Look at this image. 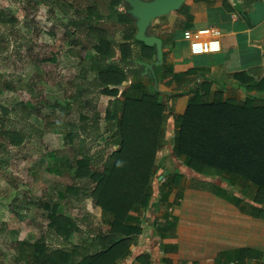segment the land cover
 I'll return each mask as SVG.
<instances>
[{
    "label": "rangeland",
    "instance_id": "rangeland-1",
    "mask_svg": "<svg viewBox=\"0 0 264 264\" xmlns=\"http://www.w3.org/2000/svg\"><path fill=\"white\" fill-rule=\"evenodd\" d=\"M108 2L0 0V125L4 124V132L15 128L24 134L18 144H15L17 140L12 142L0 134V264H26L34 242H43L49 250H58L70 244L86 243L99 233L109 234V228L101 221L100 207L94 204L92 196H84L75 189L70 191V187L83 184L74 180L82 177H78L81 171L75 160L79 156L73 158L79 142L76 137L70 139L61 133V129L70 131V121L74 122L75 132L80 138H86L83 150L87 156H84L90 159L94 154L107 155L117 149V146L105 148L103 140L106 109L113 97L100 92L104 86L95 80V72L80 77L82 60L97 59L101 55L88 44L87 28L80 32L73 25L75 21H83L78 18L79 13L88 14L101 22L107 36L121 41L120 21L127 18L135 21L123 0H116L112 10L104 14L103 5ZM88 6L94 7H89L91 10L86 14L82 9ZM90 32L102 38L105 35L95 28ZM131 49L141 51V47L134 44ZM115 57H118L117 50ZM142 77L153 88L154 82L146 78L149 76ZM121 87L109 86L117 90ZM168 113L166 107L167 118ZM82 123L87 133L80 129ZM91 132H95L94 135ZM170 136L172 145L174 133ZM159 152L157 160L168 157L163 158ZM184 167L183 171L188 174L190 169ZM172 168L161 166V171H156L150 179L147 206L129 212L128 224L137 225L140 233L134 252L118 264L125 261L124 264H139L141 260L136 258L147 253L155 220L161 221L170 215L167 197L178 189L172 184L171 175H179ZM215 185L220 193L234 196L241 183H235L231 191L221 182ZM251 195H254L253 188ZM248 200L242 199V208H250ZM52 214L60 221L69 220L66 223L69 227L70 220L74 223L75 229L68 238L63 239L62 234L50 227Z\"/></svg>",
    "mask_w": 264,
    "mask_h": 264
},
{
    "label": "trees",
    "instance_id": "trees-1",
    "mask_svg": "<svg viewBox=\"0 0 264 264\" xmlns=\"http://www.w3.org/2000/svg\"><path fill=\"white\" fill-rule=\"evenodd\" d=\"M115 1L109 0L107 5H103L104 14L107 15L112 10ZM244 1L253 3L257 0ZM124 6L129 8L126 3ZM89 7L94 6L82 10L86 13L91 10ZM185 8L183 5L179 10L185 11ZM78 18L83 21H75L73 25L80 32L87 28L88 44L101 55L97 59L82 60L80 77L95 72V80L104 86L100 92L113 97L106 109L103 126L106 137L103 140L105 148L117 146V149L107 155L104 152L94 154V158L91 156L93 159H90L85 157L87 152L83 150L86 138H80L75 132L74 122L70 121V131L61 129V133L70 139L76 137L79 142L77 155L73 158L79 156L75 160L81 171L78 177H82L74 180L83 181V184L82 187H70V191L75 189L78 193L85 194L84 196H92L94 204L100 207L101 221L109 228V234L99 233L86 243L70 244V247L58 250H49L43 242H34L30 245L32 252L26 264H118L129 256L140 233L137 225L128 224L129 212L137 207L147 206L150 179L158 169L156 153L165 145L167 104L159 99L158 92L149 87L145 77L141 76L143 68L133 63L134 60L153 62L154 48L146 47L134 39L136 27L128 18L120 19L122 28L119 42L107 36V29L92 16L79 13ZM91 28L103 31L104 37L89 33ZM132 44L140 46L141 51H133ZM86 46L88 45L84 44ZM116 50L118 57L114 58ZM154 74L157 83L159 79L171 78L177 85L181 77L184 85L192 83L186 75L173 73L164 62L160 67H154ZM233 76L235 79L244 77L243 81L247 80L249 84L248 90L264 92V76L257 82L251 81L244 73ZM146 78L150 83L154 82L152 77ZM100 84L97 85L99 88ZM109 86L122 87L117 90L110 89ZM189 93L191 95L184 114L173 117L175 131L171 152L174 158L180 159L196 174L220 177L229 189H233L235 184L231 182L232 179L240 180L242 188L238 193L242 196L253 188L250 214L264 217L263 99L260 96H247L243 101L237 102L219 98L210 101L197 88L189 89ZM58 126L63 127V124L58 123ZM3 127L4 124H1L0 134L6 135L12 142L17 140L15 144L24 139V134L19 130L9 128L4 132ZM80 129L87 133L84 123L80 124ZM94 133L91 132L92 135ZM171 177L172 184L177 185L181 175L176 173ZM197 184L200 189L220 193L212 182L201 181ZM236 202L241 201L239 199ZM66 223L69 220L60 221L59 217L50 215V227L62 234L63 239L68 238L75 229L71 220L70 227ZM174 226L173 219H168L167 216L161 221L155 220V237L160 239L171 233ZM162 248L160 246V250ZM136 259L141 260L139 264H149L150 255L140 254ZM162 262L169 264L167 259Z\"/></svg>",
    "mask_w": 264,
    "mask_h": 264
},
{
    "label": "crops",
    "instance_id": "crops-1",
    "mask_svg": "<svg viewBox=\"0 0 264 264\" xmlns=\"http://www.w3.org/2000/svg\"><path fill=\"white\" fill-rule=\"evenodd\" d=\"M183 5L185 11L158 17L149 28L151 35L162 40L165 65L175 74L186 75L192 83L184 85L182 77L177 85L171 78L159 79L158 83L154 80V90L169 109L165 145L159 152L163 158L168 157L156 159L157 171L170 165L181 177L178 189L169 194L166 202L171 212L167 217L173 219L174 229L160 240L153 229L144 251L150 255L149 264H164L163 259L169 264H264V217L252 216L250 208H242L241 202H236L243 198L247 201L251 189L245 196L200 189L197 183L201 181H218L225 188L226 185L218 176L205 177L191 170L186 174L184 163L174 158L169 141L175 129L173 117L183 115L188 106L189 89H199L210 101L219 98L237 102L247 96H260L264 101V92L248 90L244 77L233 76L244 73L255 82L264 76V0H186ZM212 26L221 32L220 51L191 55L182 38L183 31ZM231 182L241 183L238 179Z\"/></svg>",
    "mask_w": 264,
    "mask_h": 264
},
{
    "label": "water",
    "instance_id": "water-1",
    "mask_svg": "<svg viewBox=\"0 0 264 264\" xmlns=\"http://www.w3.org/2000/svg\"><path fill=\"white\" fill-rule=\"evenodd\" d=\"M128 5V14L134 19L136 32L134 39L146 47L155 50L154 61L146 63L134 60L133 63L142 67L141 76H151L155 80L154 67L163 64L162 40L149 33L152 22L161 16L178 11L186 0H123Z\"/></svg>",
    "mask_w": 264,
    "mask_h": 264
},
{
    "label": "built area",
    "instance_id": "built-area-1",
    "mask_svg": "<svg viewBox=\"0 0 264 264\" xmlns=\"http://www.w3.org/2000/svg\"><path fill=\"white\" fill-rule=\"evenodd\" d=\"M182 38L188 43L193 56L215 54L221 49V32L213 26L199 30L186 29L182 33Z\"/></svg>",
    "mask_w": 264,
    "mask_h": 264
}]
</instances>
